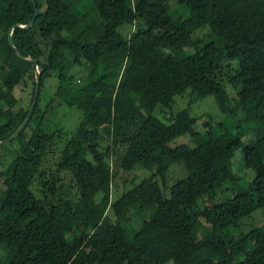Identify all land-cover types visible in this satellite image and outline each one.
Here are the masks:
<instances>
[{
  "label": "trees",
  "instance_id": "1",
  "mask_svg": "<svg viewBox=\"0 0 264 264\" xmlns=\"http://www.w3.org/2000/svg\"><path fill=\"white\" fill-rule=\"evenodd\" d=\"M83 2L0 0V141L28 110L10 117L17 104L14 87L36 78V67L41 70L27 124L0 146V158L6 152L13 156L0 170L5 264H264V213L261 225L238 230L242 219L264 207V0H176L182 17L171 12L169 0H89L91 12L80 10ZM32 3L38 15L29 28H12L10 40L21 57L36 64L18 58L6 37L10 27L30 21ZM150 9L156 11L147 13ZM133 24L127 36L119 32ZM205 26L214 40L186 52L191 35ZM64 58L83 67L85 77L80 83L60 78L54 96L80 117L46 174L47 150L61 136L57 132L54 140L45 129L38 93ZM223 62H235L237 70L222 74ZM224 83L235 90L230 108ZM32 85L33 94L35 81ZM186 90L195 100L213 96L221 113L239 111L254 139L244 143L222 124L208 122L197 133L186 109L170 114L167 123L151 115ZM125 127L132 132L119 168L141 165L151 173L109 204L111 172L97 157V139L125 137ZM185 134L193 147H168ZM235 151L253 177L245 187L216 197L218 187L236 181ZM87 152L96 164L86 159ZM198 160L199 169L165 188L168 166ZM138 214L146 217L131 234V219Z\"/></svg>",
  "mask_w": 264,
  "mask_h": 264
},
{
  "label": "rangeland",
  "instance_id": "2",
  "mask_svg": "<svg viewBox=\"0 0 264 264\" xmlns=\"http://www.w3.org/2000/svg\"><path fill=\"white\" fill-rule=\"evenodd\" d=\"M169 5L171 12L178 17H182L184 12L183 9L178 5L176 0H169ZM91 4L89 0H84L83 6L80 7V10L90 11ZM155 9H150L147 13H154ZM135 29V25L133 24L130 27H123L119 29V32L122 35L127 36L130 32ZM214 36L208 30V27H202L196 30L191 35V46L186 47L185 51L188 53L193 52L194 46L204 44L206 42H210L214 40ZM46 49V48H45ZM47 50V49H46ZM71 51L73 54L77 53V49L71 46ZM68 59H70L68 57ZM67 58L63 59L58 67L51 75V77L44 80L39 93H38V115L42 116V123L45 129H48L54 136L55 140L56 133L59 132L61 136V141L58 142L55 140L56 144H54L47 150V155L43 161L42 171L46 174L52 172L55 168V164L58 160L59 149L63 140L68 138L70 134L76 128L80 113L74 107H69L62 104L55 96L54 91L56 89L58 80L60 78L66 79L71 76L75 79L76 82H81L85 77V69L81 66L73 65L69 62ZM61 70L58 74V71ZM237 70V65L235 62H223L220 66V72L222 74L232 75ZM35 76L32 79L24 80L17 84L13 89V96L17 100V104L12 110L11 118H13L19 110H27L29 104L32 100L33 94L32 83L35 81ZM227 100L225 101L226 106L230 108L233 106V100L236 99L235 90L232 89L228 84L224 83ZM186 109L191 117L195 119V123L193 129L197 133H201L203 131V124L208 122L211 125L214 124H222L226 129L229 130L232 134L240 137L244 143H247L254 139L255 134L250 132V130L246 129L245 125L240 122L242 114L239 111L221 113L214 102V98L211 95H208L202 99H194L193 96L189 93L188 90L183 92L179 96H175L173 98L172 103L166 108H156L152 112V116L158 118L163 123H167V118L170 114L175 113L179 110ZM141 118L135 120V124H139ZM240 122V123H239ZM240 128H237V127ZM124 132L126 133L125 137L122 134L117 135L115 137L107 138L106 136H100L97 139V157L103 159L110 169L111 179L109 184V193H108V203H113L121 194L130 190L136 183H138L142 179H146L149 177L151 170L148 167H144L141 165H135L130 171H123L119 168L118 163L124 154L127 138L129 134L132 132L129 128H124ZM27 135L28 132H25ZM168 147L173 148L179 145H186L187 147H193L195 143L190 139L189 135L185 134L179 136L170 142H168ZM86 159L89 160L93 165L96 164L93 160V156L88 152L85 155ZM13 156L10 152H6L0 158V170L6 168L9 162L12 160ZM202 166V162L200 160L191 163L187 167H183L180 164H171L168 166L165 174H164V185L165 188L168 189L174 182L183 178L187 174H190ZM231 170L233 174L236 176V181L231 184H222L215 190L216 197L222 194H227L228 191L232 188L236 187H245L252 179L253 172L250 169L244 168L241 162V154L239 151H235L233 157L231 159ZM65 182L69 183V178L67 175L62 174ZM160 184V181H159ZM38 185V180L36 179L33 182V188ZM102 193H97L95 195L96 199H100ZM263 208H257L249 217L242 219L240 221V225L238 230L241 232H245L254 226H259L263 221ZM105 214L107 217H111L110 207H107L105 210ZM146 217L144 214H138L135 218L131 219V229L130 233L133 234L137 229H139L141 225L142 218ZM202 223V222H201ZM204 226V224L202 223ZM198 232L200 231V226H197ZM232 230V232L236 233L238 231ZM233 250L229 249L228 253H232ZM237 259V258H235ZM6 257L4 253L0 251V264H5Z\"/></svg>",
  "mask_w": 264,
  "mask_h": 264
},
{
  "label": "water",
  "instance_id": "3",
  "mask_svg": "<svg viewBox=\"0 0 264 264\" xmlns=\"http://www.w3.org/2000/svg\"><path fill=\"white\" fill-rule=\"evenodd\" d=\"M32 5H33L34 13H33V16L31 17L30 21L25 26H16V25H14V26L10 27L7 30L6 37H7L8 46L12 49L13 53L18 58H20L22 60L30 61L33 64H36V61L35 60H27V59H24L23 57H21L17 53V51L15 50V48L12 46L11 40H10V32H11L12 28H17V29H20V30H25V29L29 28L32 25L34 17L38 15V12H37V10L35 8L34 3H32ZM36 70H37V75H36V78H35V86H34L33 97H32L31 103L29 105V108H28V110L26 112V115H25L24 119L21 121V123L17 126V128L13 131V133L11 135H9L6 139L0 141V146L7 144L12 139H15L22 132V130L24 129L25 125L27 124V122L29 120V117H30L31 112H32L33 107H34V103H35V99H36L37 92H38V87H39V75H40L41 70H40L39 67H36Z\"/></svg>",
  "mask_w": 264,
  "mask_h": 264
}]
</instances>
